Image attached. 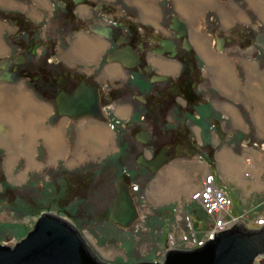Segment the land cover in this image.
Masks as SVG:
<instances>
[{
    "label": "rangeland",
    "instance_id": "rangeland-1",
    "mask_svg": "<svg viewBox=\"0 0 264 264\" xmlns=\"http://www.w3.org/2000/svg\"><path fill=\"white\" fill-rule=\"evenodd\" d=\"M10 1V4L0 2V40L4 46V49L2 47L0 50V57L7 52L9 35L15 31L12 21H7L4 18L5 11L12 12L15 17L22 14L19 8H22L23 11L24 9L28 10L27 12L34 14L36 18L45 13L41 8L40 0H34V4L30 0V2L23 3L22 0ZM105 1H111L134 10L137 23L147 19L159 21L161 7L168 3V0ZM174 1L177 7L179 5L186 10L191 5L196 7L195 14L191 16L192 19L187 17V20L192 26V35L196 39L200 38L199 46L201 48L202 44L206 42L205 40L209 38L202 26L209 21L208 18L211 15L214 16V21H219V30H222L224 26L227 29L234 27L233 25L243 27L251 24L258 26L256 28L264 32V17L252 5L251 0ZM26 6L28 7L26 8ZM145 9L149 12H145ZM52 11L50 7L49 14ZM182 11L184 12V10ZM242 15L243 19H240ZM109 18L107 16V19ZM243 47L237 50L240 53L243 50L239 55L245 59L242 58L241 62L244 63V60L250 62L251 65L248 64L247 71H257L256 61L247 56L252 48L245 46L244 49ZM62 49L60 50L61 56L69 58L73 62L78 61L75 54L68 51L67 43ZM235 62H239V59ZM28 84L21 77L13 81L0 80V94L4 99H2L3 107L0 106V243L14 245L33 227L41 211L50 210L68 216L104 260L115 264H132L140 261H163L169 248L187 247L188 240L182 238L183 235L191 238V241L196 244L195 237L197 240L207 238L206 233L209 230L218 228L215 219L212 226L208 223L211 219L209 220L197 199L190 198L181 208L178 207L177 200L156 202L147 196L146 183L143 180H140L142 183L137 190L133 188L140 212L139 218L127 228L120 227L110 221L108 211L116 194L115 179L126 169L133 172L138 168L134 160L135 154H130L129 158L120 162L124 164L118 165L120 159L117 152L120 138L124 140L127 136L136 145L135 149L139 151L141 148V145L133 138L134 131H131L128 126L122 125L126 124L122 120L129 115L128 107L119 105L117 114L114 113L113 108H106L108 119L105 122H97V124H94V120L89 118L61 117L55 111V104L49 99H44ZM18 91L27 92L36 102H43L51 106V113L45 116L41 115L42 117L40 116L38 120L35 118L37 114L34 112V115L31 112L33 119L25 121V118H29V114H26L29 112L23 108L22 99L15 97ZM132 103L134 106L137 105L134 100ZM257 109L262 111L263 108ZM5 111L7 114L3 115ZM250 111L245 112L249 118H243L242 112H231L233 123L236 128H239V135H249L264 142V112ZM120 113H124V116ZM13 114L14 117H12ZM13 118H20L19 121L23 124L25 121L28 128L32 127V131L38 134L32 143L31 158L19 152L20 139L25 138L26 128L19 129V133L22 134L19 135V139L10 141L5 139L12 129L9 123ZM92 124L106 126L110 132V138L108 137L103 149L93 138L86 139L83 145L78 142L79 129L96 130L97 126L93 128ZM58 125L62 127L67 150L59 153L60 155H53L40 133L42 126L47 129V127H57ZM237 140H234L233 144L223 143L220 145L211 163L204 156L196 155L190 160L204 169L214 172L220 182V178L226 182L246 214H244L246 219H249V221L244 220L252 225L254 218L264 214V149L245 143L238 145ZM15 141L19 142L15 143ZM11 155L12 157H9ZM78 155H82L83 159L72 163L78 158ZM29 160H32V163ZM12 194L14 196L10 198ZM66 211L69 215L66 214ZM190 222H192L193 228ZM253 264H264V254L258 255Z\"/></svg>",
    "mask_w": 264,
    "mask_h": 264
},
{
    "label": "flooded vegetation",
    "instance_id": "flooded-vegetation-1",
    "mask_svg": "<svg viewBox=\"0 0 264 264\" xmlns=\"http://www.w3.org/2000/svg\"><path fill=\"white\" fill-rule=\"evenodd\" d=\"M25 1L29 0H22V3ZM40 3L45 13L39 18L25 9L26 13H23L22 8H19L22 14L17 17L5 11L4 18L12 21L15 31L9 35L8 50L0 57V64L13 72L12 81L23 78L32 89L54 104L61 91L72 94L82 81L98 86L104 120L90 116L67 118L105 122L108 119L106 108H113L117 114L119 105L128 107L129 115L123 118L122 122L126 124L122 125L134 131L133 138L141 148L139 151L135 149L136 145L127 136L124 140L120 138L118 165L124 164L120 162L130 154H135L138 168L133 172L126 169L117 177L122 176L130 184L132 193L133 188H139L140 180L146 183L147 191L150 182L159 174L154 175L140 161L163 156L167 165L197 155L204 156L211 163L220 145L233 144L236 139L238 145L245 143L263 148V141L238 134L239 128L235 127L228 110V105L235 102L234 98L217 83L219 63L222 64L219 61L238 59V56L245 58L239 55L243 50L241 53L237 51L243 46L244 49L245 46L252 48L245 55L264 68V44L259 42L263 41L259 34L264 32L256 28L258 26L233 25L219 30V21H214L211 15L202 26L209 38L201 48L192 39L189 22L174 0H168L161 7L157 25L144 20L137 23L134 10L111 1L40 0ZM50 7L53 11L49 14ZM175 16L186 23L184 35L173 29ZM95 24L109 27L110 37L94 33L91 27ZM79 35L91 36L97 41L98 58L94 69L97 72L88 73L82 62L66 64L59 57L66 43L68 51L72 52L74 40ZM128 48L131 49L129 55L120 57L131 66L107 61L115 51ZM216 58L219 60H212ZM112 63H118L126 76L101 79L99 74ZM240 63L236 62L235 66L239 72L246 73L244 68L239 69ZM133 100L137 102L136 106ZM238 107L242 112L243 105ZM242 116L249 118L245 112ZM208 173H213L215 180V173L209 170L201 184ZM248 225L258 226L254 223Z\"/></svg>",
    "mask_w": 264,
    "mask_h": 264
},
{
    "label": "water",
    "instance_id": "water-1",
    "mask_svg": "<svg viewBox=\"0 0 264 264\" xmlns=\"http://www.w3.org/2000/svg\"><path fill=\"white\" fill-rule=\"evenodd\" d=\"M173 28L178 34L186 33V23L175 16ZM108 32L99 27L98 32ZM264 39V33L259 34ZM260 43L264 42L262 40ZM109 61L116 58H108ZM0 80H12L13 72L0 64ZM59 115L80 117L85 115L104 119L100 105L99 88L82 81L70 94L61 91L55 99ZM147 132V136H148ZM158 174L166 164V158L155 156L140 161ZM116 194L109 207L108 218L114 224L127 228L140 216L130 184L119 176L114 181ZM13 194L10 198H13ZM66 214L69 215L68 211ZM264 254V224L250 226L238 220L231 226L215 231L202 245L192 248L172 247L166 251L163 261H140L132 264H253ZM0 264H115L101 258L78 226L68 216L50 210L38 215L33 227L14 245L0 243Z\"/></svg>",
    "mask_w": 264,
    "mask_h": 264
},
{
    "label": "crops",
    "instance_id": "crops-1",
    "mask_svg": "<svg viewBox=\"0 0 264 264\" xmlns=\"http://www.w3.org/2000/svg\"><path fill=\"white\" fill-rule=\"evenodd\" d=\"M141 3V2H140ZM143 6L144 4L141 3ZM179 10L183 13L186 18L192 19V15L195 14L196 7L191 5L188 10L185 8H181L179 5ZM27 8V6H26ZM187 11V13H184ZM186 14V15H185ZM34 16V14H32ZM240 19H243L240 17ZM150 21L145 20L148 22H152L155 25L158 24V20ZM189 22V21H188ZM190 25V23H189ZM190 28L192 26L190 25ZM192 34V33H191ZM192 39L196 44L200 45L199 39H196L192 35ZM82 42L79 49L82 53H86L88 49H86L87 43H89V47L92 45L95 46V50L97 48V41L94 40L91 36L79 35L77 39L74 40L72 54L78 58V61L73 62L71 59L61 56V51L59 52V57L63 60L64 63H77L82 62L84 64V69L88 73H92L95 71L96 68L95 63L97 61L98 55L94 51L92 52V57L89 58H79L75 51V44L76 42ZM84 45V46H83ZM203 46V44H202ZM88 47V48H89ZM74 51V52H73ZM82 61H81V60ZM239 61L245 59L238 57ZM212 60H219V58L212 59ZM237 59H224L219 62H222L220 65V70L218 71L217 76V83L219 88L225 91L226 93L230 94L234 98V103L230 106L228 105V110L230 112H240L239 105L242 107V112H264V68L257 66V71L252 70L251 72L247 71L249 68L250 62L244 60V63H240L239 69H245V72H239L238 68L235 66V61ZM72 61V62H71ZM251 65V64H250ZM260 67V68H258ZM97 72V71H95ZM243 73V74H242ZM125 72L121 68L118 63H112L108 65L107 69L104 73L99 74V77L104 80L115 79L117 77H125ZM42 104L48 106L47 104L41 102ZM124 106V105H122ZM50 111L48 114L51 113V106H48ZM126 107V106H125ZM125 107H120L124 109ZM255 107V108H254ZM257 108L262 109L259 111ZM118 112V109H117ZM124 116V113H120ZM97 124V122H94ZM92 124V125H94ZM264 149V146H263ZM248 159V158H247ZM209 172L208 170L204 169L200 165L196 164L190 159L184 158L181 160H176L174 162H170L169 164L163 166L159 174L156 176L153 182H150L147 188V194L149 197L153 198L156 202H163V201H175L177 200L178 207H183L186 205V202L190 200V196L192 192L201 186L202 179L204 175ZM221 182L217 180V176L215 175V184L219 187H224L229 191V194L232 197V206H231V213L234 215L245 214L241 206L239 205L238 201L232 194L231 190L227 186L226 182L220 178ZM183 203V204H182ZM189 210L187 211L188 214ZM249 221V219H246ZM192 222H190L191 225ZM249 224V223H248ZM193 228V226L191 225Z\"/></svg>",
    "mask_w": 264,
    "mask_h": 264
},
{
    "label": "bare ground",
    "instance_id": "bare-ground-1",
    "mask_svg": "<svg viewBox=\"0 0 264 264\" xmlns=\"http://www.w3.org/2000/svg\"><path fill=\"white\" fill-rule=\"evenodd\" d=\"M0 2L1 3H5V4H10L11 3V1L10 0H0ZM251 3H252V5L254 6V7H256V9L257 10H259V12H260V14L264 17V0H251ZM145 6V5H144ZM146 7V6H145ZM144 7V8H145ZM146 11H148L147 9H145V12ZM149 12V11H148ZM99 27H106V28H108L109 30H108V32H106V30H105V32L103 31V33H100V32H98L97 30H98V28ZM91 29H92V31L94 32V33H96V34H98V35H100V36H103V37H110V33H111V30H110V28L109 27H107V26H103V25H100V24H95V25H93L92 27H91ZM174 29V28H173ZM175 31H177L176 29H174ZM178 32V31H177ZM261 34V33H260ZM181 35H184V34H181ZM261 37V36H260ZM263 41H264V39H263ZM76 42V41H75ZM92 44H94V43H92ZM90 45V47H89V43H87V45H86V49H88L87 51H86V53H82V51H80V49H79V47H80V45H82V42H76V44H75V49H76V51H75V53H76V55L79 57V58H84V59H86V58H89L90 56L92 57L93 55H92V52L94 51V54H95V52H96V50H95V46L94 45ZM84 46V45H83ZM2 47H3V49H4V46H3V44H2V42H1V40H0V50L2 49ZM89 47V48H88ZM170 47H171V49H173V44H170ZM131 52V49L130 48H128L126 51L124 50V49H120V50H118V51H115L113 54H111L108 58H116V60H111V61H109L108 60V58H107V61L108 62H120L124 67H127V66H131V65H129V64H127V63H125L124 61H123V58H121L120 56L121 55H126V54H128V53H130ZM162 52V51H161ZM129 55V54H128ZM6 66V65H5ZM1 67V66H0ZM13 79V78H12ZM4 81H12V80H4ZM20 91V90H19ZM17 92L16 93V95H15V97H17V98H19L20 97V99H22V102H23V108L25 109V110H28V112L29 113H26L27 115L29 114V118H25V121H27V120H32L33 118V116L30 114L31 112L35 115V113L37 114L36 115V119H38L41 115L42 116H45V115H48V113H49V111H50V108L48 107V106H46V105H44V104H42L41 102H36L35 100H33V97L32 96H30L27 92ZM0 92H1V90H0ZM66 92V91H65ZM68 93V92H67ZM2 94H0V106L1 107H3L2 106ZM6 99V98H5ZM56 99V98H55ZM4 100V99H3ZM6 101V100H5ZM14 101V100H13ZM7 102V101H6ZM15 104V103H14ZM101 105V104H100ZM8 106V105H7ZM21 106V105H20ZM10 107V106H9ZM8 107V108H9ZM13 107V106H12ZM11 107V108H12ZM15 107V106H14ZM13 107V108H14ZM102 109V108H101ZM1 110H3L2 108H1ZM5 110V109H4ZM16 110H18V109H16ZM3 112V111H2ZM10 112V111H9ZM15 112V111H14ZM26 112V111H25ZM35 112V113H34ZM57 113V112H56ZM7 113H6V111L4 112V114L3 115H6ZM11 114V113H10ZM58 114V113H57ZM12 115V114H11ZM22 115V114H21ZM24 115V114H23ZM59 115V114H58ZM15 115L13 114V116L12 117H14ZM41 116V117H42ZM61 116H66V115H61ZM85 116H90V115H85ZM85 116H80V117H72V118H81V117H85ZM9 117H11V116H9ZM66 117H71V116H66ZM90 117H92V118H94L93 116H90ZM5 118V117H4ZM105 118V117H104ZM19 119L20 118H13V119H11L10 120V126H11V128L13 129H11L10 130V132H9V134L7 135V138H5V139H7L8 141H10L11 139H19L20 138V136L19 135H22V134H20L19 132V129H21V128H26V132H25V135H24V137L25 138H23V139H20V142H21V144H19L20 146V149H19V152H22L23 154H25V156L27 155V156H30V158H31V152H32V143H33V141H34V138L38 135V134H36V133H34L33 131H32V127H30V128H28L29 126H28V124H25V121H24V124L23 123H21V121H19ZM95 119H97V118H95ZM2 120V119H1ZM39 120V119H38ZM97 120H100V121H103L104 119H97ZM19 124H21V125H23L22 127H20V125ZM36 124V123H35ZM37 125V124H36ZM95 126H97L96 127V130H93V129H91V128H86V129H79V139H78V142L80 143V144H84V142H85V140L86 139H88V138H93L94 140H96L97 141V143H99V145H100V148L101 149H103V146L104 145H106V142H107V140H108V137H109V131L107 130V127L106 126H101V125H92V127L94 128ZM45 126H42L41 127V135H42V137H43V139H44V141L46 142V144H47V146L50 148V152H51V154H53V155H55V154H61V153H63V152H66V150H67V147H65L67 144H66V141H65V137H64V135H63V130H62V127H61V125H58L57 127L55 126V127H47V129H45L44 128ZM16 128H18V129H16ZM36 130H37V128H36ZM18 132V133H17ZM24 134V133H23ZM110 138V137H109ZM7 140H5V141H7ZM7 141V142H8ZM17 142H19V141H17ZM16 141H15V143H17ZM38 142V141H37ZM12 147V146H11ZM15 148V147H14ZM48 148V149H49ZM95 150H98V149H95ZM11 151V150H10ZM10 151H9V154H10ZM100 151V150H99ZM12 152V151H11ZM59 154V155H60ZM9 157H12V155L11 156H9ZM17 157H19V156H17ZM29 158V157H28ZM83 159V156L82 155H78V158L77 159H75L72 163H75L76 162V160H82ZM10 160H11V158H10ZM30 161V160H29ZM32 161V160H31ZM30 161V162H31ZM32 163V162H31ZM30 166H31V164H30ZM28 169V168H27ZM116 188V187H115ZM190 199V198H189ZM195 202V201H194ZM187 233V232H186Z\"/></svg>",
    "mask_w": 264,
    "mask_h": 264
},
{
    "label": "built area",
    "instance_id": "built-area-1",
    "mask_svg": "<svg viewBox=\"0 0 264 264\" xmlns=\"http://www.w3.org/2000/svg\"><path fill=\"white\" fill-rule=\"evenodd\" d=\"M191 198L197 199V201L201 203L203 211L207 214L209 220L211 219L208 223L212 226L215 219V224L218 228L216 230H209L206 233L207 238L197 240L194 236L195 238H193L196 244L191 241V238L183 235L182 238L188 240L186 248L202 245L206 239L213 237L215 231L227 228L238 220L246 219V214L234 215L231 213V195L226 189L219 187L214 183L213 173H208L206 175L201 186L192 192ZM253 222L255 225L264 224V214L262 213L261 217L257 216L254 218Z\"/></svg>",
    "mask_w": 264,
    "mask_h": 264
},
{
    "label": "trees",
    "instance_id": "trees-1",
    "mask_svg": "<svg viewBox=\"0 0 264 264\" xmlns=\"http://www.w3.org/2000/svg\"><path fill=\"white\" fill-rule=\"evenodd\" d=\"M42 97H43L44 99H46V98H45L46 96L44 97V96L42 95Z\"/></svg>",
    "mask_w": 264,
    "mask_h": 264
}]
</instances>
